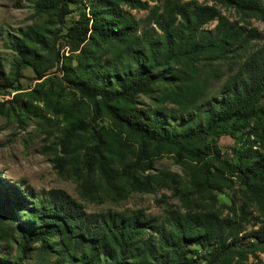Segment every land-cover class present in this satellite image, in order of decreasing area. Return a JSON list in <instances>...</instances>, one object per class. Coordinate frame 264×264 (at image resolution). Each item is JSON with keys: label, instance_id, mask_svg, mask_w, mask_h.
<instances>
[{"label": "trees", "instance_id": "obj_1", "mask_svg": "<svg viewBox=\"0 0 264 264\" xmlns=\"http://www.w3.org/2000/svg\"><path fill=\"white\" fill-rule=\"evenodd\" d=\"M213 1L219 6L93 0L89 14L95 21L89 25L81 12L65 35L71 50L79 51L75 65L63 69L69 82L94 113L103 109L138 144L71 116L57 137L53 168L75 181L85 201L118 202L131 193L166 189L178 205L166 202L157 218L141 209L87 213L63 191L38 196L0 179V264H264V42L246 52L257 39L249 19L264 23V4ZM33 2L60 25L66 4L80 1ZM131 10L147 12L143 26ZM18 31L3 39L14 55L11 79L4 77L0 57L4 87L24 68L40 80L53 66L43 52L54 47L56 34L45 25ZM88 39L106 44L105 59L87 56L81 46ZM239 60L218 97L206 101L200 72L208 67L218 76L215 63ZM140 96L149 100L147 109ZM222 135L237 140L233 160L218 148ZM159 152L173 154L181 174L154 171ZM224 189L232 190L230 202L218 204L216 193ZM248 224L254 227L248 236L256 241L243 244Z\"/></svg>", "mask_w": 264, "mask_h": 264}, {"label": "rangeland", "instance_id": "obj_2", "mask_svg": "<svg viewBox=\"0 0 264 264\" xmlns=\"http://www.w3.org/2000/svg\"><path fill=\"white\" fill-rule=\"evenodd\" d=\"M79 1L78 4H66V9L69 12L59 25L54 23L52 12L48 14L42 10L43 8L38 9L34 6L33 0H0V57L4 77L12 78L14 56L10 49L3 46L6 33L18 35L19 29L24 30L32 25H45L51 33L56 34L53 37L54 47L49 53L43 52L46 59L53 63V66L45 72L40 80L34 78V73L29 68H24L16 81H8L11 85L7 87L3 86V78L0 77V179L9 184L15 183L20 188H26L38 196H43L51 190L63 191L77 200L84 212L87 213L107 209L117 211L141 209L149 217H160L169 205L174 207L178 205L177 200L171 197L170 191L166 189H159L153 194L131 193L126 199L118 202L95 203L80 199L75 181L68 176L58 175L53 168V149L56 146L57 137L61 127L71 116L83 118L92 127L103 126L112 129L120 139L134 145L138 144L137 137L117 123L110 121L103 109L94 113L92 103L85 97H81V94L69 82L68 75L63 71L64 66L75 65V58L79 53V51L71 50L68 40L65 38L67 28L79 17L81 12H84L88 17L89 25L95 21V17H91L89 14L94 4L93 0ZM196 1L219 6L213 0ZM261 2L264 4V0ZM221 10L230 20L236 19L231 10L224 8ZM130 12L139 21V26H143L142 20L147 12L143 10H131ZM213 24L212 22L207 26L213 28ZM249 26L256 30L257 39L253 40L246 52L264 42V23L252 18L249 19ZM83 47L88 49L86 52L88 57L100 54L102 59L107 57L105 54L106 44L100 39L93 41L88 39L81 46V48ZM246 52L242 54V58ZM57 55L58 61L56 62ZM240 62L241 60L215 63L214 68H216L218 76H214L208 67L200 72V78L204 79L206 83L204 97L206 101L213 102V99L218 97L221 84L235 71ZM138 101L144 109L148 108L149 100L147 98L140 96ZM57 103L60 106L67 105V108L65 110L57 108ZM236 142L237 140L227 135L219 136L216 140L221 154L229 160H233V152L237 147ZM149 149L151 150V147ZM162 150V147L159 148V151ZM57 151H59L58 146H56V153ZM159 153L155 157L154 171H171L181 174L173 154ZM231 194V189L217 192L218 204H228ZM164 195L165 197H163ZM253 228L250 224L246 225L245 232L240 238L243 244L255 243L256 240L248 236ZM3 247V244L0 243L2 252L5 251ZM7 250L10 252L9 254L13 253L9 248ZM260 256L264 260V256L262 254Z\"/></svg>", "mask_w": 264, "mask_h": 264}]
</instances>
